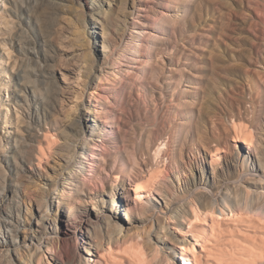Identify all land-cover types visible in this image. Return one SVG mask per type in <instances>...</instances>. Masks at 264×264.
<instances>
[{
    "label": "rangeland",
    "instance_id": "rangeland-1",
    "mask_svg": "<svg viewBox=\"0 0 264 264\" xmlns=\"http://www.w3.org/2000/svg\"><path fill=\"white\" fill-rule=\"evenodd\" d=\"M5 2L14 30H12L9 40L12 58L8 66L4 63L2 47L0 46V190L7 189L10 182L21 184L23 212L27 224L33 223L41 214H49V217L53 216L56 220L55 223H52L48 219L49 222L46 225L49 233L53 236L61 234V219L62 216H66V213H70L76 208H86L96 215L99 211L105 210L120 222L122 219L125 221L124 231L121 234L115 233L111 237L110 234H107L103 239L105 245L107 243L109 245L111 242L110 245L115 254L117 253L119 256L123 254V264H138L135 261L129 262L127 259L129 257L132 259L133 254L140 253V251L149 253L150 258L155 259L152 256L154 251H151L152 247L147 243L148 236L155 240L154 237L158 231L157 221L164 219L160 216L156 218L152 215H144L130 224L125 216L126 208L127 206L134 207L136 200L126 197L123 185L117 184L115 186L107 180L103 188L100 186L94 189V192H98L94 194L97 205H94L89 198L90 196H84L83 201L81 200L72 209H69L66 205V199L60 196L62 185H58V180L63 178L62 173L66 172L65 160L54 155L49 160H44L41 168H35V174L27 165L36 145L34 133L36 132L35 118L37 113L35 107L37 100L33 91L39 92L38 94L43 100L40 105L43 108L40 112L41 117L46 119L58 113L61 107H65L63 108L64 113H71L65 122H72L74 118L79 116L89 126L96 124L93 114L84 112L85 105L83 102L95 109H101L96 104V99L88 100L87 93H93V95L99 93L101 95L102 93V100H106L107 91L95 88L97 75L101 72V65L104 64L105 54L108 52V49L104 47V42L106 39L107 42H113L120 46L119 41H121L122 34L129 30L126 29V24L129 25L134 20L137 12L131 7V0H96L101 5L95 9L94 19L88 18L86 21L79 18L77 14L79 9L85 6V0H0V13ZM89 2L92 4L94 1L89 0ZM137 2L140 6L138 7L139 16L136 15L139 18L136 19L140 23L149 26L156 11L169 18L167 26L160 28L163 31L157 32L162 38V43H156L157 46L152 54L157 65L164 68L162 75L164 78L161 83H155L154 79L147 80L136 74L143 69L144 65L149 66L151 63L150 61L142 64L146 59L145 55L131 58L133 65L129 64L127 60H120L113 68L125 69L126 71H123L122 75L125 76L126 74L134 80H132L131 93L123 95L122 98L130 103H135L138 100L140 102L150 101L149 99H151V102L155 104L151 95L146 96V99L142 96L147 91L151 92L152 89H155L156 96H158L157 104L162 107L161 116L165 119V123L159 129H161L167 144H165L166 147L162 145L163 138L158 139L157 143L160 147L164 146L161 147L163 150L170 149L172 153L176 154L178 149L175 136L181 134L183 158L179 164L174 163L172 169L175 171L179 165L181 168L180 178L183 182L190 179L192 173L198 175L199 168L205 169L209 173H213V171L220 173L227 165L224 156L231 159L241 150L239 147L241 143L232 140L235 133L243 137H246V134L247 137L254 134L255 138L259 135L256 127L259 124V119H262L264 115V0H137ZM176 13L179 14L177 17ZM58 15H60L59 18ZM37 17L39 19L38 25H45L46 23L49 25L47 30L43 28L42 31L43 35L48 34L46 38H49L44 45H41L38 40V31L34 24ZM61 17L63 19L59 25ZM77 19L81 25L83 24L84 32L86 29V35L81 36V40L77 37L76 32ZM174 21L175 24H173ZM58 29L61 32V39ZM44 32L46 33L44 34ZM87 38L91 47L90 51L86 48L87 53H90V55L87 54V59L93 64L95 62L97 66L94 69L93 64H91V70L82 71L78 77L79 69L72 72L69 68L76 69V64L82 61L80 54L84 47L81 45L84 43L83 40ZM171 57L175 58L177 62L170 63ZM65 62L69 63L68 69L65 67ZM84 67L83 70L86 69ZM128 69L130 70L128 71ZM111 73L113 74L114 71ZM185 87L191 91L182 95ZM145 114L146 112H143L139 117L135 115L133 118L144 117L142 121L145 123ZM133 118L128 129H131L137 122ZM176 122L179 123L180 130L178 129V131L173 128ZM64 128L65 126L60 131H63ZM248 128L251 130L250 133ZM87 132H89V127ZM63 142V138H61V145ZM216 147H225L227 151L220 154L217 162L210 163V150H215ZM80 150L81 144L77 145V152ZM77 152L75 155L79 157L77 160L82 161L81 155L79 153L78 155ZM57 153L64 156L62 154H65L66 151L60 149ZM164 160L169 161L166 158ZM71 161L74 162V159L72 158ZM155 161L157 162V160ZM240 161L239 165H242ZM22 163H27L24 171L21 170ZM247 164L244 163L246 167H248ZM80 166V163L76 164V176L77 173H84L81 172ZM171 180H175L173 173ZM259 180L260 177L255 179L257 185L251 186L252 188L249 190L245 184H250L240 182L243 184L238 186L241 200L237 203V188L233 186L225 183L216 184L214 187L207 181L202 188L205 189L206 187L211 190L212 195L219 200L229 195L230 199L235 200L234 206L239 208L238 210L242 208L241 210L245 212V217L243 216V220L235 223V227L218 232L219 240L223 242L221 244L223 258L236 255L239 252L240 249L234 242L236 239L233 238L239 234L238 232L242 227L249 226L248 229H257L259 232L253 234V239L249 244L251 249L247 248L242 251L243 255L246 256L245 260L247 259V262L242 264H253L254 262H256L254 264L258 262V264H264L261 263L264 262V240L261 241L258 238L264 237V232H260V226L264 223V210L262 211L264 203L250 206L252 209L249 208V198L253 192L264 190V183L261 180L259 182ZM60 182L63 183V181ZM75 184L76 181L67 187L71 190L72 188L75 189ZM56 185L61 190L55 191L56 193L52 191L51 195H47L51 188ZM115 193L119 197L117 198L119 203L117 204V214H115V210L112 211L111 207L108 205L103 207L99 202L104 199L108 203L109 199L115 198ZM178 193L183 195L184 189L179 188ZM201 193V191L189 193L186 198L200 205L203 201ZM26 194H29L30 197H27ZM44 194L47 195V199L51 197L52 206L49 207V210H47V199L43 198ZM77 194L81 195V193ZM152 195L157 199L159 198L156 192ZM126 198L129 199L128 202ZM142 198L144 202L147 201V197L143 196ZM159 200L163 201L161 198ZM138 206H141V203H137ZM7 208L13 210L12 204L7 205ZM26 212L28 213L26 214ZM258 222L262 224L259 225ZM188 225V220L183 219L185 229L188 228ZM35 228H39L38 225L35 224ZM29 232V225H27L23 233L28 235ZM94 239L99 240L97 237ZM224 240L226 241L224 242ZM33 242L38 243V240L33 238ZM93 245L95 246L92 248L93 253L102 251V246L98 247L94 242ZM159 247L163 252L166 251L170 254L174 262L176 254L174 241L165 244L159 243ZM5 253L7 252L0 253V264L4 260L3 264H25L23 252L20 257H16L12 252L9 256ZM151 253L153 254L151 255ZM83 255L84 264H91L88 263L86 248L83 249ZM258 256L259 258H257ZM93 257L96 258L95 255L91 256V258ZM252 258H254V262ZM150 260L146 264H152L153 261ZM110 261L106 264H122V260L120 262L118 259L115 262ZM173 262L165 261L164 264H174Z\"/></svg>",
    "mask_w": 264,
    "mask_h": 264
},
{
    "label": "bare ground",
    "instance_id": "bare-ground-1",
    "mask_svg": "<svg viewBox=\"0 0 264 264\" xmlns=\"http://www.w3.org/2000/svg\"><path fill=\"white\" fill-rule=\"evenodd\" d=\"M93 1L94 2L91 4L89 0H85V6L80 8L77 13L79 18H82L85 21L88 18L94 19V16L96 15L95 9L101 4L97 3L96 0ZM130 3L131 7L137 11L136 15H138V7L140 6L139 2H137V0H131ZM3 6L4 7L0 13V46L2 47L1 52L4 57V63L8 66L9 61L12 58L9 40L12 35V30L14 29L12 27V21L9 18V13L6 9V2ZM136 15L129 25L126 24V29L129 30H126L122 34V42L119 41L121 43L120 46L113 42H107L105 39L104 47L108 49V52L105 54L104 64L101 65V72L97 75L95 88L107 91L106 100H102V93L101 95L100 93L98 95L87 93L88 100L90 101L91 98L94 100L96 99V104H98V107L101 109H95L93 106L87 105L83 102L85 105L84 112L88 114L92 113L94 116V121H96L94 126L87 125L79 116L74 118L72 122H65L71 115L69 112L64 113L63 108L65 107H61L58 110V113L49 116L46 119L41 117L40 112L43 108L40 105L43 100L38 94L39 92L37 93L32 90L37 100V105L35 107L37 113V117L35 118L36 132L34 133L36 145L31 154V159L28 161V164L22 163L21 170L24 171L26 169L25 164H27L30 170L35 174V168H41L44 160H49L52 156L58 155L66 162V172L62 173L63 178L58 180V185H62L60 196L66 199V205L69 209H72V207L81 200L83 201L84 196H90L89 198H91L94 205H97L94 194H97L98 192H94V189L97 187L99 188L100 186L103 188L104 183L109 180L115 186H117V184L123 185L126 197H131V200L133 198L136 200V205H134V207L127 206L126 208L127 211L125 216L128 218L130 224L136 222L144 215H152V217L156 218H159V216L162 217L164 220L157 221L158 231L156 232V237H154L155 240H153L151 236H148L147 243L151 245V251H154V254L151 253V255L153 254L152 256L155 257V259H152V257L150 258L149 253L147 254L146 252L140 251V253H134L132 259L129 257L127 259L129 262L135 261L138 264H146L152 259L150 261H153L155 264H164L165 261L172 263L173 260L170 254L166 251L163 252L159 247V243L165 244L174 241V244L176 245V247H174L176 251L173 262L174 264L245 263V261L247 262V259L245 260L246 256L243 255L242 251L247 248L251 249L249 244L251 243V239H253V234H258L259 230H250V228L248 229L249 226L242 227L238 232L239 234L237 235L236 233L237 236L233 238L236 239L234 242L239 247V252H237L236 255L223 258V249L221 248L223 242L219 240L218 232H222L226 229L230 230L235 227L238 221L243 220L245 212L241 210L242 208L238 210L239 208L234 206L235 200L230 199L229 195H226L222 200H219L212 195L213 192L211 190L206 187L205 189L202 188L207 181L214 187H216V184L221 185L226 183L237 188V203L241 200L238 186L248 183L250 185L245 184V186H247L249 190L252 188L251 186L257 185L255 179L258 177H260V180L264 183V115L262 119H259V124L256 127L259 134L256 138L254 137V134L249 137H247L248 135L246 134V137H243L235 133L232 140L236 143H241L239 145L241 150L231 159H227V156H224L227 165L220 173H216L215 171L209 173L205 169L202 170L199 168L200 171L198 175L192 173V177L183 182L180 178L181 168L179 165H177L175 171L172 169L173 164H179V161L183 158V140L181 134L175 136L178 149V153L176 154L172 153L170 149L163 150V148H161L167 144L163 138L161 129H159L160 126L165 123V119L161 116L163 109L157 104L158 96H156L155 89H152L151 92L147 91L142 95L144 96V99H146V96L148 97L151 95L153 97L152 101H154L155 104L151 102V99H149L150 101L144 100V102H140L138 100L135 103H130L122 97L127 93H131L133 78H130V76H127L126 74L125 76L122 75L123 71H126L125 69L113 68L120 60H127L129 64H132L130 60L131 58H138L141 55H145L146 59L142 64L149 63L150 61L151 63H149V66L144 65L143 69L136 74L147 80L154 79L155 83H161L164 78L162 76L164 68L157 65L152 58V54L157 46L156 43H162V38L157 32L163 31L160 28H165V26H167L169 18L156 11L152 23L147 26L145 23H140L136 19L139 18V15ZM178 15L179 14L176 13V17ZM59 17L60 15H58V18ZM62 19L63 17L59 19V25ZM38 21L39 19L37 17L34 24L38 31L39 43L44 45L49 38H46L48 34L44 36L42 31L43 28L44 30H47L49 25L47 23L45 25L41 24L42 26L38 25ZM76 21L77 23L75 26L77 28V37L81 40V36L83 37L84 34L86 35V29L84 32L83 24L81 25L79 19ZM173 24H175V21ZM45 33L46 32H44V34ZM58 34L61 39L62 36L59 29ZM83 41L84 43H82L81 46L84 48L80 54L82 61L76 64V69L69 68L72 72L78 71L79 69L78 77H80L82 71L85 72V70L92 68L91 64H93V62L91 63L87 59V54L90 55V53H87V49L89 51L91 50L89 39L87 38ZM175 61L176 59L173 57L169 60L170 63ZM68 66L69 63L65 62V67L67 68ZM96 66L97 65L94 62V69ZM83 67L86 69L83 70ZM3 69L5 68L3 67ZM129 70L130 69H128V71ZM111 71H114V73L112 74ZM188 91H191V89L185 87V90L181 94L185 95ZM120 95L122 96L120 97ZM185 100H187V98H185ZM143 112H146L145 123L142 121L144 117L140 119H137L136 117L133 118L135 115L139 117ZM132 118L137 122L131 129H128V125ZM178 125V122L174 123L173 128H175L176 131L179 129ZM63 126H65V128L63 131H60ZM88 127L89 132H87ZM250 132L251 130L249 133ZM252 133L254 132L252 131ZM61 138H63L64 141L62 145L60 143ZM161 138H163L164 142L162 145L164 146L160 147V145L158 146L159 143H157V141ZM64 143L65 145L63 146ZM79 144H81V150L77 152V145ZM60 149L66 151L65 154H62L64 156L57 153ZM214 149L215 150H210V163L217 162L220 158V154L227 151L225 147H216ZM76 152L81 155L80 157H82V161L77 160L79 157L75 156ZM72 158L74 159V162L71 161ZM164 158L169 161L166 162ZM155 160H157V162ZM239 160H241L240 162L242 165H239ZM77 163L81 164V172L84 173H77L76 176L75 171ZM244 163H248V167H246ZM172 173L175 176L174 181L171 180ZM60 181H63V183ZM74 181H76L75 189L72 188L71 190L67 186ZM240 182L243 184H240ZM58 185L51 188V191H49L47 195H51L52 191L55 192L59 190L60 187ZM21 188V184L19 185L18 183L15 184L10 182L7 189L0 190V253L7 252L5 254L9 256L12 252L16 257H20L23 252L25 264H84L83 249L85 250L86 248L88 252V263L106 264L110 260L115 262L117 259L119 262L122 260V264L124 263L122 259L124 257L122 256L123 254L121 255L122 257L117 253L115 254L110 245L111 242H109V245H107L108 243L105 245V240H103L104 236L107 234H110L111 237L115 233L121 234L124 231L125 221L123 219L120 222L115 216L107 213L105 210H102V212L99 211L95 215L91 210L86 208H76L74 211L66 213V216H62V222L60 224L61 234L53 236L49 233L46 225L49 222L47 221L48 219L52 223H55L56 220L53 216L49 217V214H41L33 223L27 224V219L23 212V194ZM179 188L182 190L184 189L185 193H183V195H179ZM197 191L202 192L203 201L200 205L195 202L193 203V201L186 198L189 193H196ZM154 192H156L159 198L163 199V201H160L159 198L157 199L152 195ZM77 193H81V195ZM143 193L147 195H144ZM133 194L135 195L133 196ZM47 195L44 194L43 198L47 199ZM26 196L28 197L29 194H26ZM143 196H145V198L147 197L146 202L142 200ZM117 198L119 197H117V193H115V198L109 199L108 203L105 202L104 199L99 202L103 207L108 205V207H111L112 211L115 210V214H117V204H119ZM128 198H126L127 202L129 201ZM154 199H157L155 200L156 202L153 201ZM46 202V204H48V207L46 205L47 210H49V207L52 206L51 197L50 199H47ZM249 202V208L250 206L264 203V190H255L250 196ZM137 203H141V206L137 207ZM9 204H12L13 210L7 208V205ZM260 208L262 209L261 206ZM260 208L258 209L260 210ZM27 209L29 210V208ZM254 210L256 209L254 208ZM263 210L264 208L262 211ZM27 213L28 212H26V214ZM191 215L193 216L190 218L189 216ZM256 216L260 217L259 215ZM183 219L188 220L189 225L187 229H185V225L183 226ZM258 223L261 225L263 221L262 223ZM35 224L38 225L39 228H35ZM27 225H29L30 232L28 235H25L23 232L26 230ZM260 227L262 229H260V232H264V223ZM95 237L99 238V240L97 239L98 241H96L94 239ZM33 238H36L38 243L33 242ZM258 238H260L261 241L264 240L263 236L262 238L261 236ZM226 239L228 238L226 237ZM225 241L226 240H224V242ZM93 242L98 247L102 246V251L93 253L92 248H95ZM261 247L262 245L260 248ZM92 255H95L96 258H91ZM158 258L159 260H157ZM257 258H259V256ZM252 259L254 262V258ZM21 261L23 262V260ZM4 262L1 261L2 264Z\"/></svg>",
    "mask_w": 264,
    "mask_h": 264
}]
</instances>
